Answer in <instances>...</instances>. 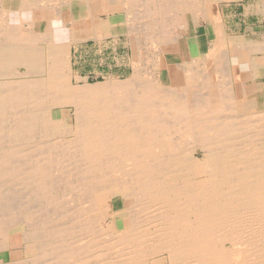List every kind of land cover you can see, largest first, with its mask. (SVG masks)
<instances>
[{
    "label": "bare ground",
    "instance_id": "obj_1",
    "mask_svg": "<svg viewBox=\"0 0 264 264\" xmlns=\"http://www.w3.org/2000/svg\"><path fill=\"white\" fill-rule=\"evenodd\" d=\"M223 1L241 0H0V251L25 226L0 264H264V34H231ZM64 6L121 23L128 79L72 84ZM188 13L184 85L165 86Z\"/></svg>",
    "mask_w": 264,
    "mask_h": 264
},
{
    "label": "rangeland",
    "instance_id": "obj_2",
    "mask_svg": "<svg viewBox=\"0 0 264 264\" xmlns=\"http://www.w3.org/2000/svg\"><path fill=\"white\" fill-rule=\"evenodd\" d=\"M258 1L259 2L261 1L264 3V0H241V1H231V2H224L223 1L219 4L223 13H224L226 22L229 26L228 31H230L231 34L232 33H240V34L243 33L244 34L245 32H248V33L253 32L249 36V38H251V39H257L259 36H261L262 32L264 34V25L262 24V22H260V20H259L260 17L255 13L256 4ZM77 3H78V1H72L71 2V4H74L75 6L78 5ZM71 9H72V7H71ZM63 10H64V12H63L64 21L67 22L68 21L67 19H69V18L66 17L65 14L70 12L69 7L64 6ZM100 15H104V14H98V17ZM186 15H187V17H186ZM186 15L183 16V20L185 22V25L187 26L186 27L187 33L185 36L178 39L179 45H181L184 42L186 43L187 37L193 36L192 35L193 34V32H192L193 24L191 23L192 22L191 16L189 13ZM100 18H102V17H100ZM106 25H107V22H106ZM108 26L110 29L109 24H108ZM36 29L38 30V28H36ZM117 47H118L117 51H116L117 55L114 56L112 54H106L103 57V65H104L103 67H107V66L111 65L114 69H117V71H113L111 73H105L104 76H99V77H95L94 75H90V77L87 78V77H85V75L89 74V72L92 71V68H93L92 65L94 64V61H93L94 59L91 58V60L89 61V58H88L87 59L88 61H86V64L84 66V70H83L84 75L83 76L78 75L75 69H74V71L72 70V84L75 86V85H83L84 83L97 84V83H101V82L111 80V79L118 80V81H123L125 79H128L131 76V72H132L131 60H132V56H133V49L131 48L129 38L126 37L125 34H123L122 30H121V38L118 40ZM109 51H112V47L107 50V52H109ZM168 59H170L171 61L173 60V62H174V58L172 57V55L167 56V59H166L167 64H168ZM96 62H97L96 64H98L100 62V59H97ZM71 63H72V60H71ZM71 68H72V64H71ZM233 69H234V75H235V81H236L235 82L236 91H237L236 94H237V99L239 101L240 96H241L240 81H239L240 75L238 76L239 70L236 67L235 61H233ZM257 75H258L259 80H258V82H256V84L259 85V83L264 82V66L258 67ZM182 79H183L182 71H172L170 73H167L166 71H163V70L160 71V80H161L162 84L165 86L174 85V87H178V85H179V87H180V86L184 85V79L183 80ZM175 82H177V83L175 84ZM246 82L249 85L251 84V82L248 79L246 80ZM172 83H174V84H172ZM251 97H256L258 99L259 104H261L263 102V97L261 95H259V92H255L253 94V96H251ZM69 114L71 115V110L69 108H66V109L64 108L63 109V115L67 116ZM68 118H70V117H68ZM67 121H70V123H71L72 120L67 119ZM0 132H1V127H0ZM0 138H1V133H0ZM37 152H39V151H37ZM5 183H8V184L10 183L12 185V181L11 182L8 181ZM5 183L3 184L4 186L1 185V188H4L6 186ZM16 191H17V193H16ZM16 191H15V194L19 197V198H17L16 203L19 204L20 206L17 205L16 209L15 208L13 209V212L14 211L19 212L20 210L28 211V209H26L28 206V204H27L28 197H26L28 195V192H25V190L21 186L19 187V185L16 186ZM13 199H14V197H13ZM18 200H19V202H18ZM106 203H107L106 199H102L99 202V204H106ZM129 204H130L129 198H125V199L120 201L116 197L113 200L114 211L118 212V211L128 207ZM9 211L12 212V209H10ZM116 225L118 226V224H116ZM24 229H25V226L23 223H21L18 228H16L15 230H12L10 232L9 249H5V250L0 251V261H2L3 263H10V262H14L16 260H21L23 258L24 242L22 239L23 237H21V236H22V232L24 231ZM15 245L18 248L15 247Z\"/></svg>",
    "mask_w": 264,
    "mask_h": 264
},
{
    "label": "crops",
    "instance_id": "obj_3",
    "mask_svg": "<svg viewBox=\"0 0 264 264\" xmlns=\"http://www.w3.org/2000/svg\"><path fill=\"white\" fill-rule=\"evenodd\" d=\"M72 10V9H71ZM79 7L77 5V12ZM72 12V11H71ZM68 12L65 14L68 21L66 22L68 25V29L71 30V34L77 37V41L75 44L73 43L71 46V60H72V70H76L77 74L83 76L84 66L86 64L87 59L89 61L94 59V64L92 65V71L89 74L85 75V77L89 78L90 75H94L95 77L104 76L105 73H111L113 71H117L111 65L107 67H103V57L106 54L117 55V44L118 40L121 38V30L122 26L119 22H112V28L109 29L107 16L100 15L94 19L91 18H84L79 17V14L75 16L73 13ZM76 12V13H77ZM64 16V15H63ZM102 17V18H100ZM49 22L48 20H38L36 22V27L38 28V32H44L46 29V23ZM100 24V26H99ZM105 24V25H104ZM96 26H99L96 28ZM104 26V27H103ZM92 27V28H91ZM94 29V32H92ZM40 30V31H39ZM94 34V35H93ZM93 38H92V37ZM83 40V41H82ZM112 47V51L107 52L109 48ZM189 47L187 42L182 43L181 45L178 44V51L172 53V57L174 58L171 61L168 60V65L170 69H162L163 71H168V73L172 71H182L177 67V65L183 61L189 59ZM97 59H100V62L96 64ZM178 62V63H177ZM161 71V70H160ZM86 73V72H85ZM183 73V72H182Z\"/></svg>",
    "mask_w": 264,
    "mask_h": 264
}]
</instances>
